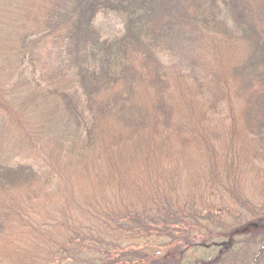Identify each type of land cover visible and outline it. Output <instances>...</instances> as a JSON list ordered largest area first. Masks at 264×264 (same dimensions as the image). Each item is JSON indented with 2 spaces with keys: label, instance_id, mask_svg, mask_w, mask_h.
<instances>
[{
  "label": "trees",
  "instance_id": "trees-1",
  "mask_svg": "<svg viewBox=\"0 0 264 264\" xmlns=\"http://www.w3.org/2000/svg\"><path fill=\"white\" fill-rule=\"evenodd\" d=\"M0 58L40 94L19 161L0 122V264H182L201 237L215 263L243 237L264 254V0H0Z\"/></svg>",
  "mask_w": 264,
  "mask_h": 264
},
{
  "label": "rangeland",
  "instance_id": "rangeland-1",
  "mask_svg": "<svg viewBox=\"0 0 264 264\" xmlns=\"http://www.w3.org/2000/svg\"><path fill=\"white\" fill-rule=\"evenodd\" d=\"M8 1L11 2L12 0ZM95 25L99 29V32L103 38L110 39L116 37L122 31V20L114 15H98L95 19ZM13 27L14 26L11 25V27L6 29L4 32V35H8L7 40L3 39V42H1L4 45L7 41L4 48L2 47L3 50L1 52V55H4V57L5 55L11 54L10 51H7L9 50L7 48L13 47L14 43L15 46L17 44L16 40L18 39V37L16 34H14V30L12 33H10V30H12ZM50 47V44L39 47L38 54L35 56V58L38 59V63H36L38 68H40V66L47 67L53 65L56 62V58L53 54V51L50 50ZM2 60L3 59L0 58V69L2 70L0 76V101H2V106H5L7 111H2V113H0V122L4 118H6L3 122V128H6V126H8L9 133L3 130V132L1 133V137H5L6 134L9 141L5 140L3 149L0 150L3 154L2 156L9 160L12 159V163H14L15 161L20 160L19 155L24 152V149H26L25 144L20 141H24L25 132L28 133L31 125L35 124V121L32 117V105L39 101L40 94H38L35 90L34 80H36L37 78L30 75L32 69L28 68V65L24 64L22 68L18 66L15 69L14 65H11L9 62L3 63ZM33 93L34 96L38 98L33 103H31V107H27L24 101L27 100L31 96V94L33 97ZM20 102L22 103L20 104ZM10 119H14V121H17H13L10 123ZM9 135L12 136L13 139H10ZM259 220L264 221V219L262 218H259ZM249 221L250 220H248V222ZM246 222L247 221L244 220L242 222V226L245 225ZM253 231L254 230L249 229L247 230V233H252ZM217 236L219 237V235ZM225 238V235H221L220 238L216 240V243L224 242ZM209 240V238L201 237L198 242H200L202 247L191 250L182 264H199L200 261L206 262L208 259L213 261L210 264H253L254 262V264H264V254L261 255L262 246L260 244L255 245V249H252L251 244L255 240H249L248 237L237 239L235 241L233 249L228 251V253L225 252L222 258L216 260L215 263L213 258L216 257L217 254H220V249L217 246H214L210 249L204 248V246L208 245ZM170 253L171 249H169L167 255L171 256ZM111 259L114 260L113 255H111ZM126 261L127 263L125 264L133 263V261L129 263L130 260ZM89 262H91V264L97 263L96 260L92 262V259H90Z\"/></svg>",
  "mask_w": 264,
  "mask_h": 264
}]
</instances>
